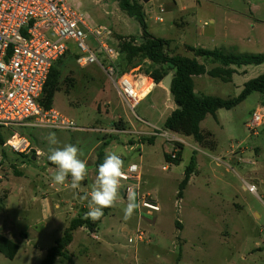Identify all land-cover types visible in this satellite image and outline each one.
<instances>
[{"label": "rangeland", "instance_id": "obj_1", "mask_svg": "<svg viewBox=\"0 0 264 264\" xmlns=\"http://www.w3.org/2000/svg\"><path fill=\"white\" fill-rule=\"evenodd\" d=\"M132 1L142 7L146 31L168 42L166 51L170 55L194 58L189 47L217 49L227 56L264 54V25L258 23L264 20V0ZM69 5L88 16L91 29L111 31L105 40L111 47L118 46L117 37L141 35L138 22L126 16L114 0H69ZM227 9L244 16L228 15L235 23L224 22ZM212 18L213 24L209 22ZM85 34L88 46L98 50L92 35L87 31ZM79 56L72 46L55 65L59 76L51 109L80 130L0 128V234L4 236L10 230L9 238L19 246L12 260L0 254V264H40L45 250L66 228L55 218L52 223L40 220V197L33 201L37 186L47 179L53 182V174L45 172L50 166V133L59 140L56 147L76 145L82 152L81 159L87 161L88 176L78 189V199L84 201L86 208L78 205L74 208L76 213L66 219L84 217L88 211V201L82 197L90 194L97 175L95 161L101 155L103 162L106 151L119 154L124 164L140 166V193L150 195L160 207L152 215L141 210L140 217L136 209L132 218L125 221L128 201L119 193L116 206L103 209L105 216L95 232L84 227L76 229L66 257L57 258L53 264H264V119L261 125L250 128L253 112L264 114L260 95L252 92L234 108L220 109L215 117L208 115L201 122V131L212 134L209 149L191 137L163 130L173 108L165 92L152 89L130 112L100 66L80 67L76 62ZM99 61L105 65L102 54ZM204 61L201 59L208 70L216 66ZM148 64L134 74L143 76ZM231 69L234 73L228 81L206 75L196 79L199 95L234 98L246 82L264 74V64ZM44 97L45 94L42 100ZM14 132L29 139L30 154L18 155L3 146ZM180 145L182 150L177 156ZM173 150L177 151V164L167 162L173 161ZM192 156L194 173L179 194V184ZM53 184L51 190L71 196L70 179L64 185ZM247 185H253L255 192H249ZM18 187L23 189V204L17 197ZM62 199L71 202L65 195ZM68 208L65 205L61 211ZM137 227L145 233L144 241L129 243L128 238L133 237ZM32 232L35 235L27 242L24 235Z\"/></svg>", "mask_w": 264, "mask_h": 264}, {"label": "built area", "instance_id": "obj_2", "mask_svg": "<svg viewBox=\"0 0 264 264\" xmlns=\"http://www.w3.org/2000/svg\"><path fill=\"white\" fill-rule=\"evenodd\" d=\"M85 31L92 35L98 50L88 46ZM110 36L111 31L107 29H91L88 16L82 14L78 7L69 5V0H0V128L80 130L71 120L53 109H44L39 102L51 69L72 46L80 55L76 60L78 65H99L114 84L123 104L130 112L133 111L152 91L139 97L141 82L149 78L144 74L136 76L134 72L138 68L121 72V51L105 43ZM100 54L105 65L100 64ZM263 119L264 114L253 112L250 128L261 125ZM3 146L18 155H28L32 150L29 139L17 132L12 133ZM176 152L173 150L171 159H175ZM38 154L36 151L35 155ZM124 172L125 178L119 189L122 198L127 199L130 187L138 186L136 202L139 217L141 210H145L147 215L158 213L160 207L150 195L140 193V166L124 164ZM246 189L255 192L253 185H247ZM144 235L137 227L128 242L140 244Z\"/></svg>", "mask_w": 264, "mask_h": 264}, {"label": "trees", "instance_id": "obj_3", "mask_svg": "<svg viewBox=\"0 0 264 264\" xmlns=\"http://www.w3.org/2000/svg\"><path fill=\"white\" fill-rule=\"evenodd\" d=\"M117 2L119 9L126 16L133 18L138 22L141 28V35L137 37H117L118 48L121 51L119 68L121 72H127L133 69H141L146 63L148 67L143 70L144 75L159 85L167 74L172 75L169 94L175 106L169 116L165 119L163 130L184 136L191 137L193 141L205 148L212 149L209 141L212 134L202 132L200 129L201 122L208 116L215 117V113L220 110H230L241 103L252 92L260 95L259 103L264 107V74L246 82L239 96L234 98H218L209 95H197L193 88V77L207 75L211 78H218L221 81H228L234 73L232 67L240 68L241 66H259L264 64V54L227 56L220 50H204L188 48L194 58H187L181 55H170L166 51L168 42L164 39L155 38L146 31L144 14L142 7L132 0H114ZM69 53L66 52L65 55ZM198 59L208 60L210 63L219 64L211 70H206L205 65ZM60 59L56 62V64ZM205 62V61H204ZM55 64V65H56ZM51 69L43 94L44 99L39 100L44 109H51L56 85L58 81V72ZM152 142V139H148ZM5 143V142H4ZM182 146H179L177 156H179ZM34 153V152H33ZM170 160V159H169ZM175 160V161H174ZM96 167L102 163L101 155L98 156ZM168 163L177 164V159L167 161ZM49 164L53 165L50 161ZM188 167L185 169L183 180L179 184V194L187 186L190 175L194 173L195 159L192 156ZM55 166V165H53ZM105 208L104 210H107ZM105 216V212H104ZM103 216V217H104ZM102 217V218H103ZM101 218V219H102ZM100 220L93 222L91 219L79 217L70 221L68 227L62 236L55 240L53 246L46 251L45 257L40 264H53L57 258L66 257L67 247L72 242L73 232L78 228H86L90 233L95 232ZM19 250L17 243L0 234V254L5 258L12 260Z\"/></svg>", "mask_w": 264, "mask_h": 264}, {"label": "clouds", "instance_id": "obj_4", "mask_svg": "<svg viewBox=\"0 0 264 264\" xmlns=\"http://www.w3.org/2000/svg\"><path fill=\"white\" fill-rule=\"evenodd\" d=\"M49 143L48 160L56 166L53 183L64 185L70 177V188L78 190L81 182L88 176L87 161L81 159L80 148L73 144H65L56 147L59 140L55 133H50L47 137ZM125 178L124 161L119 154L114 151H106L103 162L97 168V175L91 185L90 194L82 197L88 201V211L85 219L93 222L100 220L104 216L103 209L116 206L119 189L122 179ZM137 188H129L127 193V205L124 209V220H130L134 211L139 207L137 204Z\"/></svg>", "mask_w": 264, "mask_h": 264}, {"label": "crops", "instance_id": "obj_5", "mask_svg": "<svg viewBox=\"0 0 264 264\" xmlns=\"http://www.w3.org/2000/svg\"><path fill=\"white\" fill-rule=\"evenodd\" d=\"M79 5V4H78ZM228 15H230V16H244V14H242L241 12H237V11H233V10H230V9H227L226 11H225V13H224V17H222L223 18V21L224 22H227V23H229V24H231V23H235V21L234 20H232V18H230V16L229 17H227ZM256 22L258 21V20H255ZM209 22L210 23H214V18H212V19H210L209 20ZM250 23V22H249ZM259 24H262V25H264V20H262V21H260V22H258ZM252 27H255V25H251ZM257 26V25H256ZM198 61L201 63V60L200 59H198ZM210 65H216V66H214V67H217L218 66V64H216V63H210ZM205 69L208 71V69H207V67H205ZM206 75V74H205ZM205 75H201V76H196V77H193L192 78V80H193V88H194V92H195V94H197V95H199V92H198V90H197V88H196V79H199V80H201V78H203V76H205ZM207 76V75H206ZM209 77V76H208ZM150 81V80H149ZM143 83V82H142ZM152 83V82H151ZM142 85V84H141ZM156 89V88H158L159 90H161V91H163V92H165L168 96H170V94H169V91H166V90H164V88H162L161 87V84H159V85H155L154 83L152 84V89ZM151 89V90H152ZM171 98V97H170ZM172 100V99H171ZM173 102V101H172ZM174 108H175V106H174V104H173V108L171 109V111H173L174 110ZM264 108V107H263ZM174 134V133H173ZM177 135V134H176ZM50 166L48 167L49 169L47 170V169H45V172H47V173H52L53 175H54V172H55V166H53V165H51V164H49ZM51 168H53V169H51ZM52 175V176H53ZM52 178V177H51ZM50 178V179H51ZM69 179H70V177H69ZM47 184H49V185H51L52 184V186L50 187L49 185H47ZM44 186V187H43ZM52 187H54V184H53V182H51V180H49V179H47V182L45 183V184H43L42 186H37V188H36V196L35 197H33V201L35 200H37L38 199V197H40V202L38 203V206H37V209H38V215H39V217H40V220H42V221H44V222H48L49 223V221H50V223H52V220H53V218H55L56 220H58L59 222H60V224L61 225H63V227L64 226H66V228L68 227V225H69V223H70V221L71 220H73V218L71 217L70 219H66V217L68 216V215H70V214H75L76 213V211H74L75 209V207H77L78 205L82 208V209H84V208H86V205H85V203H84V201L83 200H81V199H78L79 197H78V194L80 195L81 194V190L79 191V190H72L71 191V196H68V193H58L56 190H51L52 189ZM18 188H20V192L18 193V198L20 199L19 201H20V203L21 204H23V189L21 188V187H18ZM13 190V189H12ZM119 193H120V191H119ZM9 195L10 196H12L13 195V193L10 191L9 192ZM65 195V198H70V200H71V202H69L68 200L66 201H64L63 199H62V197ZM120 195H121V193H120ZM80 197H81V195H80ZM78 199V200H77ZM37 202V201H36ZM65 205H69V208H68V211H65V212H62L61 211V209L63 208V207H65ZM73 216V215H72ZM74 219H76V218H74ZM58 221H56V223L58 222ZM49 225V224H48ZM66 228L64 229V231L66 230ZM44 229L46 230L47 229V227H44ZM63 231V232H64ZM10 233V230H6L5 231V234H4V236L5 237H7L8 239H10L11 240V238H9V236H8V234ZM35 235V232H32V234H30V233H26L25 235H24V237H25V240L27 241V242H29V241H31L30 240V238L32 237V236H34ZM60 238V237H59ZM58 239V238H57ZM48 250V249H47ZM45 253H46V250H45Z\"/></svg>", "mask_w": 264, "mask_h": 264}, {"label": "bare ground", "instance_id": "obj_6", "mask_svg": "<svg viewBox=\"0 0 264 264\" xmlns=\"http://www.w3.org/2000/svg\"><path fill=\"white\" fill-rule=\"evenodd\" d=\"M143 82V83H142ZM140 84V92H139V97L142 98L144 97L148 92L151 91L152 89V83L148 79H143V81Z\"/></svg>", "mask_w": 264, "mask_h": 264}, {"label": "water", "instance_id": "obj_7", "mask_svg": "<svg viewBox=\"0 0 264 264\" xmlns=\"http://www.w3.org/2000/svg\"><path fill=\"white\" fill-rule=\"evenodd\" d=\"M171 82H172V75L169 73L163 78L160 84L164 88V90L169 91L168 89H170Z\"/></svg>", "mask_w": 264, "mask_h": 264}]
</instances>
